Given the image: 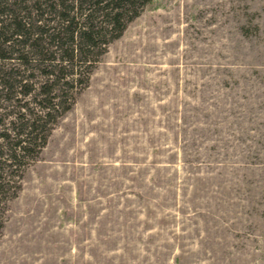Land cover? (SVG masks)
<instances>
[{"label": "rangeland", "instance_id": "obj_1", "mask_svg": "<svg viewBox=\"0 0 264 264\" xmlns=\"http://www.w3.org/2000/svg\"><path fill=\"white\" fill-rule=\"evenodd\" d=\"M106 42L0 193V264H264V0H152Z\"/></svg>", "mask_w": 264, "mask_h": 264}, {"label": "trees", "instance_id": "obj_2", "mask_svg": "<svg viewBox=\"0 0 264 264\" xmlns=\"http://www.w3.org/2000/svg\"><path fill=\"white\" fill-rule=\"evenodd\" d=\"M151 1L0 0V101L15 97L21 102L39 88L33 100L41 109L33 112L26 101L17 105L19 111L8 125L0 118V126H5L0 132V193L14 176L22 177L15 172L23 162L37 158L47 144L56 112L70 108L67 100H56L57 90L70 82L66 66L91 67L93 49L107 43L108 36L121 34ZM53 13L58 17L50 16ZM58 50L63 52L59 61ZM33 61L42 69L39 85L27 73Z\"/></svg>", "mask_w": 264, "mask_h": 264}]
</instances>
